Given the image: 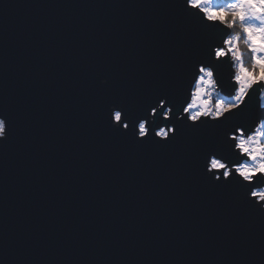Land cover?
<instances>
[{"label":"water","instance_id":"1","mask_svg":"<svg viewBox=\"0 0 264 264\" xmlns=\"http://www.w3.org/2000/svg\"><path fill=\"white\" fill-rule=\"evenodd\" d=\"M197 40L183 0H0V264H264V218L206 184L200 141L127 142L89 78L179 105Z\"/></svg>","mask_w":264,"mask_h":264},{"label":"snow or ice","instance_id":"2","mask_svg":"<svg viewBox=\"0 0 264 264\" xmlns=\"http://www.w3.org/2000/svg\"><path fill=\"white\" fill-rule=\"evenodd\" d=\"M210 4L211 0H183L185 19L198 40L195 54L180 65L184 87L179 105L174 93H157L154 100L137 107L122 98L103 96L114 86L113 75L103 64L91 66L89 78L94 89L102 95L103 106L109 114L107 126L113 133L134 145L141 142L156 144L155 138H159L162 146L199 140L194 161L206 184L233 193L245 207L264 218V171L245 175L242 170L243 166L261 157L252 155L247 147L241 146L242 142L247 144L249 136L256 137L264 146V98L257 99L264 86V76L249 78L255 77L257 69L249 71L244 66L229 27V22L234 25L237 21L244 26L257 21L264 24V0H243V5H255L260 9L255 16L246 7H241V15H232L236 11L234 6H241V0H225L216 8ZM221 12L224 15H220ZM256 39L257 45L251 51L262 57L264 28ZM229 57L239 63L238 72L231 70ZM226 64L229 70L225 76ZM218 86V97L224 110L215 116L195 114L198 110L189 101V89H194L192 101L197 89L214 90ZM157 115L167 123L158 120ZM9 132L7 114H0V140L6 141Z\"/></svg>","mask_w":264,"mask_h":264},{"label":"clouds","instance_id":"3","mask_svg":"<svg viewBox=\"0 0 264 264\" xmlns=\"http://www.w3.org/2000/svg\"><path fill=\"white\" fill-rule=\"evenodd\" d=\"M234 7H236V11L232 13L233 16H239L242 14L241 7L248 8L249 12L253 16H255L260 11V9L255 5H243V0H241V6ZM220 15H224V13L221 12ZM229 27L232 29L234 25L229 22ZM236 28L238 30H235L232 34L234 46L237 48V40L240 39L242 30V33H247V35H244L245 39L241 43L246 44L247 49L251 50L257 45L256 37L260 34L261 29L264 28V24H261L260 21H257L255 24L244 26L241 25L239 21H237ZM249 41L251 42L249 43ZM237 52L241 56V50L239 48H237ZM251 53V68L258 69V71H256L255 77L250 76L249 78L254 79L260 76H264V56L257 57L255 55V52L251 51ZM245 75L248 74L245 73ZM191 102L194 105L195 109L198 110V112H196L195 114L210 113L212 116H215L224 110V106H222L220 98L216 97L213 90L211 89H197L192 97ZM241 146L247 147L252 155L261 157L260 159L254 160L250 164L243 166V173L245 175H249L255 173L256 171H264V146L259 143L257 138L254 136H249L247 144L242 142Z\"/></svg>","mask_w":264,"mask_h":264},{"label":"trees","instance_id":"4","mask_svg":"<svg viewBox=\"0 0 264 264\" xmlns=\"http://www.w3.org/2000/svg\"><path fill=\"white\" fill-rule=\"evenodd\" d=\"M225 0H214V3H216V5H222L224 4ZM235 30H238L236 28V23L234 24V27L232 28V32L231 35L233 34V32ZM242 31V30H241ZM244 40V34L241 32V37L240 39L237 40V48H239L241 50V55L243 58V64L247 66V68H251V55H250V50L247 49L246 44H242L241 42ZM252 69V68H251ZM258 71V69H257Z\"/></svg>","mask_w":264,"mask_h":264},{"label":"rangeland","instance_id":"5","mask_svg":"<svg viewBox=\"0 0 264 264\" xmlns=\"http://www.w3.org/2000/svg\"><path fill=\"white\" fill-rule=\"evenodd\" d=\"M210 6L211 7H213V8H216V7H219L220 5H216V3H214V0H211V4H210ZM232 32V31H231ZM242 32V31H241ZM244 39H245V37H244ZM250 50V49H249ZM250 55H252V53H251V50H250ZM251 57V56H250ZM232 59H234L235 60V58L234 57H232ZM241 59H242V61H243V58H242V55H241ZM234 62V65L235 64H237L238 65V69H239V63L238 62H236V61H233ZM244 63V62H243ZM246 68H247V66L246 65H244ZM234 69H235V66H234ZM249 71H252L253 69H251V68H247ZM257 71V70H256ZM194 90V89H193ZM192 90V91H193ZM213 92H214V94H215V96L216 97H218V91H216L215 89L213 90ZM261 98H264V91L262 92V94H261ZM190 102H191V100H190Z\"/></svg>","mask_w":264,"mask_h":264},{"label":"built area","instance_id":"6","mask_svg":"<svg viewBox=\"0 0 264 264\" xmlns=\"http://www.w3.org/2000/svg\"><path fill=\"white\" fill-rule=\"evenodd\" d=\"M233 61H235V60L233 59ZM234 66H235V70H236V71H235V73H236V72H238V71H239V69H238V65H237V64H235Z\"/></svg>","mask_w":264,"mask_h":264}]
</instances>
